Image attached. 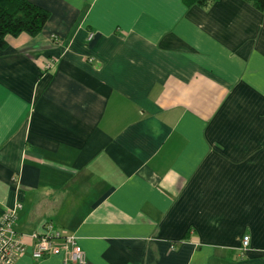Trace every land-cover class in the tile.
<instances>
[{"label":"crops","instance_id":"crops-1","mask_svg":"<svg viewBox=\"0 0 264 264\" xmlns=\"http://www.w3.org/2000/svg\"><path fill=\"white\" fill-rule=\"evenodd\" d=\"M28 1L48 21L0 49L14 264H65L31 256L46 222L86 264H264V14L243 0Z\"/></svg>","mask_w":264,"mask_h":264},{"label":"built area","instance_id":"built-area-1","mask_svg":"<svg viewBox=\"0 0 264 264\" xmlns=\"http://www.w3.org/2000/svg\"><path fill=\"white\" fill-rule=\"evenodd\" d=\"M21 209L22 206L15 203L13 207L3 211L0 217V264H14L25 253V245L15 230L18 212ZM31 239L33 240L31 256L35 261L49 255L60 254L65 264H86L85 254L78 246L76 238L66 234L61 227L51 222L44 223L41 232L33 233ZM248 247L249 237L243 236L239 249L241 256Z\"/></svg>","mask_w":264,"mask_h":264},{"label":"trees","instance_id":"trees-1","mask_svg":"<svg viewBox=\"0 0 264 264\" xmlns=\"http://www.w3.org/2000/svg\"><path fill=\"white\" fill-rule=\"evenodd\" d=\"M217 0H184L186 6L207 7ZM264 14V0H243ZM49 19V12L28 0H0V49L7 46L6 37L38 35Z\"/></svg>","mask_w":264,"mask_h":264}]
</instances>
